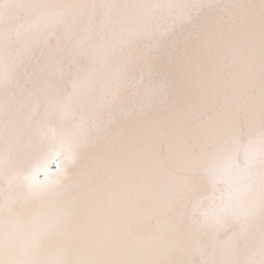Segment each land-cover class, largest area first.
<instances>
[{"label":"snow or ice","instance_id":"6c2138e0","mask_svg":"<svg viewBox=\"0 0 264 264\" xmlns=\"http://www.w3.org/2000/svg\"><path fill=\"white\" fill-rule=\"evenodd\" d=\"M0 264H264V0H0Z\"/></svg>","mask_w":264,"mask_h":264}]
</instances>
